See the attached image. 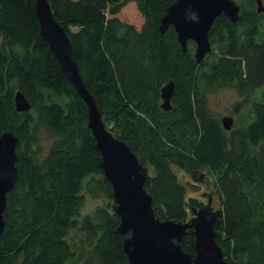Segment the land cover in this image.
Returning a JSON list of instances; mask_svg holds the SVG:
<instances>
[{
    "label": "trees",
    "instance_id": "16d2710c",
    "mask_svg": "<svg viewBox=\"0 0 264 264\" xmlns=\"http://www.w3.org/2000/svg\"><path fill=\"white\" fill-rule=\"evenodd\" d=\"M37 0H0V133L20 141L18 181L8 194L0 264H131L121 219L112 208L82 215L87 196L113 188L100 167L88 106L40 34ZM71 40L82 80L103 115L153 174L146 188L156 215L189 221L198 200L187 196L175 168L211 172L223 215L216 241L231 264H264V12L258 0L241 6L233 23L220 16L210 31L212 51L198 63L196 45L185 52L171 26L160 27L176 0H48ZM263 5H264V0ZM136 5L141 25L122 18ZM175 81L173 108L161 91ZM236 88L247 108L227 131L209 91ZM262 89V100L254 94ZM21 91L32 105L17 110ZM116 126V127H115ZM113 127V126H112ZM52 140L40 144L41 130ZM195 254L192 230L183 238Z\"/></svg>",
    "mask_w": 264,
    "mask_h": 264
},
{
    "label": "water",
    "instance_id": "95a60500",
    "mask_svg": "<svg viewBox=\"0 0 264 264\" xmlns=\"http://www.w3.org/2000/svg\"><path fill=\"white\" fill-rule=\"evenodd\" d=\"M258 11L264 12L262 0ZM40 34L59 60L61 68L88 106L89 128L101 153L100 167L105 181L113 188V210L120 217L117 232L124 235V250L131 264H231L225 259L222 247L216 241L217 226L223 211L206 206L194 210L189 221L163 220L156 215L154 201L146 188L150 168L144 165L129 144L114 135L103 120V115L91 92L85 86L72 53L67 31L54 17L48 0L36 1ZM241 6L234 0H176L167 9L161 22V33L173 26L184 51L190 41L196 45V59L201 63L212 51L210 31L214 22L225 15L233 23L240 19ZM176 83L168 81L161 91L164 111L173 108ZM17 110L28 112L32 105L23 92L15 97ZM230 131L234 125L231 116L222 119ZM19 137L13 132L0 133V234L5 228L4 213L8 194L18 181ZM192 230L196 237V252L189 254L182 240Z\"/></svg>",
    "mask_w": 264,
    "mask_h": 264
},
{
    "label": "rangeland",
    "instance_id": "374dc122",
    "mask_svg": "<svg viewBox=\"0 0 264 264\" xmlns=\"http://www.w3.org/2000/svg\"><path fill=\"white\" fill-rule=\"evenodd\" d=\"M241 1V0H238ZM121 16L126 21H130L135 23L136 25H141L142 23V16L140 15L136 5L130 4L129 6L125 7L121 13ZM2 42V37L0 36V44ZM208 55V54H207ZM263 90L259 89L255 92L254 98L256 100H262ZM207 98L209 102V108L211 112L217 116L221 121L224 117L231 116L234 118V125L233 127L241 121V117L244 116V113H247V108L240 105L239 111H235L236 105L241 103L243 97L240 96L238 91L233 86H224L217 88L215 90L209 91L207 93ZM245 117V116H244ZM105 123L111 124L109 121H104ZM113 126V127H112ZM116 127V126H115ZM112 129L111 132L116 134L117 129H114V124L110 126ZM51 138L49 133L42 129L40 133V144L43 151H48L51 145ZM175 172L177 173L180 181L186 186L187 188V196H195L199 198H203L200 191L202 190L199 183L194 181L191 176L188 174L187 171L175 168ZM149 174H153L152 168L149 170ZM114 205L113 199L107 197L104 193H100L98 198H94L91 195L87 196L86 205L83 208L82 215L86 214H94V212L100 207H107L112 208ZM216 207L221 209V203H216Z\"/></svg>",
    "mask_w": 264,
    "mask_h": 264
},
{
    "label": "flooded vegetation",
    "instance_id": "af4514ba",
    "mask_svg": "<svg viewBox=\"0 0 264 264\" xmlns=\"http://www.w3.org/2000/svg\"><path fill=\"white\" fill-rule=\"evenodd\" d=\"M188 174L191 176L194 181L199 183L201 187V195L202 199L199 197H195L198 200V205L196 206V209L199 210L206 206H211L214 211L220 210L216 207V203H221V196L219 194V191L216 188L215 180L212 177V174L207 169H202L198 173L195 172H188ZM194 212V211H193ZM193 214V213H192ZM194 217V214L191 218Z\"/></svg>",
    "mask_w": 264,
    "mask_h": 264
}]
</instances>
